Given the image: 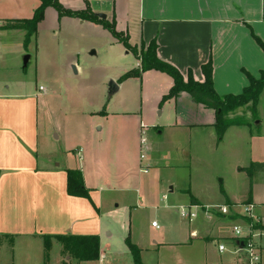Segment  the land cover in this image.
<instances>
[{"label":"crops","instance_id":"obj_1","mask_svg":"<svg viewBox=\"0 0 264 264\" xmlns=\"http://www.w3.org/2000/svg\"><path fill=\"white\" fill-rule=\"evenodd\" d=\"M59 1L75 12L87 8L85 0ZM104 1L109 8L99 9L94 4L100 3L91 0L94 14H104L109 22L115 21L117 31L128 38L133 48L141 50L155 42L159 59L178 69L185 79L192 71L194 80L203 83L202 67L211 61L214 89L220 97L240 95L249 86L247 74L259 78L264 72V52L253 37L254 34L264 43V0ZM37 4L41 5L40 0L25 1L22 13H27L29 5L34 9ZM0 10H3L2 2ZM45 13H53L63 22L97 26L76 18H60L53 8L46 9ZM9 21L12 20H0V28ZM41 28L42 22L33 37L36 40ZM112 38L111 46L122 53L126 66L121 75L108 79L109 99L113 100L126 82L137 84L147 74L167 76L170 83L156 96L153 107H146L145 93L140 90L122 99L114 111L88 113L90 123L86 122L81 132L85 129V135L92 138L104 130L97 126L98 121L122 116L136 127L137 156L128 149L132 143L129 135L119 143L112 141L108 147L96 145L94 153L88 141L85 149L65 147L62 157L41 152L46 123L53 114L51 103L57 99L56 88L40 82L38 77L35 84L8 83L3 78L1 47L0 264H45L42 235L98 236L100 239L98 261L79 263L71 257L63 259V250H58L49 264H135L127 238L141 250L142 264H240L246 258L240 250L245 239H238L234 228L247 232L248 219L242 207L246 204L255 205V214L261 220L252 235H256L254 241L263 250L264 190L258 189L257 177L264 171L253 174L250 179L240 170L249 168L244 164L248 158L244 132L248 128L232 126L219 141L214 110L196 103L187 93L162 103L174 82L161 72L149 71L140 79L130 78L119 83L125 74L141 68V62ZM89 55L95 56L96 52L91 50ZM67 65L68 73L72 69L76 75L79 73L80 65L74 61ZM112 81L119 88L115 93L110 92ZM165 116L166 123L162 122ZM151 130L154 131L152 138L168 137L158 156L150 154L153 151ZM197 132L202 135L208 132L210 141L196 138L197 134L201 135ZM142 137L147 143L145 152L140 149ZM203 148L206 153H201ZM134 157L135 163L130 165ZM199 162L208 169L215 163L218 166L215 172L204 174L201 183ZM255 163L263 164L251 157L250 164ZM218 164L226 165L228 170L224 172ZM70 170H79L86 188L91 191L99 187V192L113 190L120 194L115 199L118 204L108 212L112 218L101 213V200L94 211L85 199L68 195ZM217 205L230 206V215L207 218L202 209H197V218L190 221L178 213L182 208ZM142 211L147 215H141ZM154 223L159 229L153 227ZM54 242L52 250L59 246ZM221 245L224 251H220Z\"/></svg>","mask_w":264,"mask_h":264},{"label":"rangeland","instance_id":"obj_2","mask_svg":"<svg viewBox=\"0 0 264 264\" xmlns=\"http://www.w3.org/2000/svg\"><path fill=\"white\" fill-rule=\"evenodd\" d=\"M25 1L27 0H0V3L2 2L3 4V10H0V20L33 19L35 11L40 5L37 4L34 9L29 5L27 13L23 14L22 10L24 9ZM85 1L91 7V0ZM93 1L100 3L98 5L94 4L99 9L110 7L106 4L107 1ZM41 22L40 37L38 40L32 38L27 46L25 45L24 32H7L0 28V45L3 49V78L8 83L32 82L35 84L36 77H38L40 82L53 84L56 88L57 99H54L51 103L53 114L50 121L46 123V137L42 142L41 152H51L54 156L62 157L64 156L65 147L67 149L70 148V150L84 147L86 141H88V145H91L94 153L96 145L108 147L112 141L119 143L123 137L129 135L132 143L128 144V149L131 153L135 151L134 156H137V143L139 139L136 127H133L122 116L113 115L112 117L114 118L109 121H98L97 126L104 130L98 131L92 138L85 135V129L82 132L81 129L86 127V122L90 123L87 118L89 117L88 113L102 110L114 111L117 108V104L122 99L130 97L134 91H144L146 107H153L152 103L156 99V96L167 88L170 79L164 75L147 74L137 84L131 81L126 82L123 85V89L112 97L113 100L109 99L107 95L108 79L121 75L122 70L126 66L122 53L111 46L113 38L109 31L101 25L94 27L74 22H63L53 13L47 15L45 13ZM53 37H57V39L54 40ZM133 49H136L138 57L142 60L143 55L141 50L135 47ZM91 50L96 52L95 56L89 55ZM28 56L30 57V63L24 69L25 59ZM70 61H74L76 65H80V68H77L79 70L77 75L73 72V69L72 73H68L69 66L67 64ZM152 112L151 109V117ZM166 116L162 120L164 123H166ZM228 119L234 124L248 128L244 132L248 151V158L244 161V164L250 167L251 157L264 164V92L260 97L256 112L253 110L252 104H249L229 113ZM257 123L260 124L257 125ZM144 124L145 126L147 125L145 119ZM153 133L154 131L151 130L149 133L150 138H152L151 135ZM56 135L59 136L58 139H56ZM167 138V136L166 138H152V144L150 143L153 149L150 153L151 156H158V152L163 148ZM196 138L210 141L211 136L207 132L204 135L197 134ZM204 150L203 148L201 153H206ZM100 151L101 148L98 153ZM148 153H146V156ZM174 157L176 160L178 159L175 150ZM135 160L136 157L131 159L130 165H133ZM219 167L224 172L228 170L226 165H219ZM217 168L216 163L212 169H208L203 162H199V182L201 183L204 180V174L208 175L210 171L215 172ZM257 173L258 170L256 169L254 175L256 176ZM176 174L177 172H175ZM165 178H169L168 174H165ZM174 179L176 180L175 177ZM208 179L211 181L210 178ZM257 180L258 189L264 190V173L259 175ZM87 189L90 191V199L85 200L93 210L96 211L99 208L97 204L98 200H101V213L112 218L108 212L112 210L114 204H118V200L115 199L120 197V194L113 190L102 193L99 192V187H96L93 191L89 188ZM93 194L95 195V199L93 198ZM142 213L141 215H147L144 214L147 212L142 211ZM54 244H58L59 246L51 251L49 263L52 262V257L57 256L58 250H63V259L70 257L64 252V247L61 243L55 241ZM34 252L35 250H33L32 255ZM259 252L261 258L260 264H264V249ZM18 253L20 254V250L17 251ZM245 257L240 260V264H244V259H246L248 264L247 256Z\"/></svg>","mask_w":264,"mask_h":264},{"label":"trees","instance_id":"obj_3","mask_svg":"<svg viewBox=\"0 0 264 264\" xmlns=\"http://www.w3.org/2000/svg\"><path fill=\"white\" fill-rule=\"evenodd\" d=\"M40 2L41 5L35 11L33 19L9 21L5 26H3L2 30L25 32V45L27 46L31 39L37 34L38 25L43 20L46 9L54 8L60 18H77L103 26L128 51H131L138 56L136 49H133V47L130 46L128 38L124 34L117 31L115 21L109 22L108 20L100 19L92 12L88 2L85 10L77 12L64 8L59 0H40ZM253 37L264 52V43L254 34ZM141 53L143 55L142 60L138 57L141 62V68L134 69L125 74L119 80V83H122L130 78L140 79L144 73L149 71H158L168 75L173 79L174 85L169 94L163 98L162 103L178 98L181 93H187L196 103L202 104L208 109L214 110L216 114L215 128L219 141L222 140L226 131L230 127L239 126L238 124L232 123L228 119L229 113L249 104H252L253 110L256 112L260 97L264 92V72H261L259 78H255L250 74H247L249 86L246 87L240 95H227L220 97L214 89L213 66L211 61L202 67L205 80L203 83H199L194 80L192 71L188 72L187 78L185 79L178 69L160 60L157 54V45L155 42H152L147 48L143 46ZM102 113L104 114V112ZM256 169L258 172L264 171V164L255 163L247 169L240 170L242 172H246L249 178L252 179ZM67 174L68 195L70 197L90 199V191L84 184L82 173L79 170H70ZM220 192L223 195L225 194L222 184H220ZM193 202H195V200H193ZM41 238L44 245L45 264H48L50 261V253L53 248L54 241L61 243L64 247V252L79 263L94 262L98 261L100 258V239L98 236L42 235ZM126 244L133 256L134 263L142 264L140 257L141 250H139L129 238H127Z\"/></svg>","mask_w":264,"mask_h":264},{"label":"built area","instance_id":"obj_4","mask_svg":"<svg viewBox=\"0 0 264 264\" xmlns=\"http://www.w3.org/2000/svg\"><path fill=\"white\" fill-rule=\"evenodd\" d=\"M1 51V46H0ZM141 149L143 152L147 150V143L145 137H142L141 139ZM141 159H144V155L141 156ZM144 172H147L144 170ZM244 209V216L248 219V230L246 233L242 231L239 227L234 228L235 235L238 239H245V242L243 243V246L240 247V250L244 252L247 256L248 264H260L261 258H260V249L258 248V245L254 241V237L256 235H252L253 230L261 223V220L259 217L256 216L255 211V205L253 204H246L242 206ZM197 209H202L203 214L210 218L211 216L215 215H221V216H229L231 207L228 205H217L212 207H197L194 206L191 209L182 208L178 210V213L180 216L187 220H194L197 218L198 213L195 212ZM153 227L159 229V226L157 223L153 224ZM220 251H224V246L221 245L219 247Z\"/></svg>","mask_w":264,"mask_h":264},{"label":"water","instance_id":"obj_5","mask_svg":"<svg viewBox=\"0 0 264 264\" xmlns=\"http://www.w3.org/2000/svg\"><path fill=\"white\" fill-rule=\"evenodd\" d=\"M97 16L100 18V19H103V20H106L107 19V17L104 15V14H97ZM29 60H30V57L28 56V57H26V59H25V64H24V68L26 69L27 68V66H28V63H29ZM109 88H110V92L111 93H115V92H117L118 91V85L115 83V82H110V84H109ZM260 123H257V125H259ZM243 246V245H242Z\"/></svg>","mask_w":264,"mask_h":264}]
</instances>
